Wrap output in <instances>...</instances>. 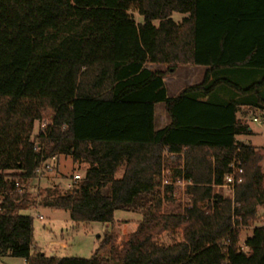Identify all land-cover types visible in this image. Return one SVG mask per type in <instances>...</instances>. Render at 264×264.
<instances>
[{
  "label": "trees",
  "instance_id": "obj_1",
  "mask_svg": "<svg viewBox=\"0 0 264 264\" xmlns=\"http://www.w3.org/2000/svg\"><path fill=\"white\" fill-rule=\"evenodd\" d=\"M173 14L186 17L177 23ZM180 67L206 68L204 79L170 98L164 79ZM247 70L260 80H231L250 79ZM157 104L170 118L159 131ZM241 108L264 111V0H0V258L264 264V224L246 251L239 247V228L264 207V150L238 141L251 132ZM53 157L54 169L60 158L88 167L65 193L56 186L40 193L42 206L78 224H112L116 211L141 215L122 247L110 234L90 259L33 247L34 220L21 211L42 177L38 168ZM232 166L243 181L226 198L217 190ZM178 181L187 184L184 205ZM178 231L179 241L158 239Z\"/></svg>",
  "mask_w": 264,
  "mask_h": 264
},
{
  "label": "rangeland",
  "instance_id": "obj_2",
  "mask_svg": "<svg viewBox=\"0 0 264 264\" xmlns=\"http://www.w3.org/2000/svg\"><path fill=\"white\" fill-rule=\"evenodd\" d=\"M129 13L138 23L143 21L142 17L139 16L135 9H131ZM185 17V15L173 14L172 19L179 23ZM162 69L165 70V68ZM247 71L246 73L251 74V77L250 79H246V81L245 79H241V77H231V75L230 78L241 86H248L260 80L261 73L250 70ZM204 72L205 70L201 68L180 67L173 76H168L166 80L169 87L171 82L175 86L185 85L186 82L195 84L201 82ZM219 91H224L231 97L235 95L226 88H220ZM238 118L243 124L248 125L251 131L249 134L240 136L238 141L264 150V111L252 108H241ZM49 122L50 118L48 117L45 123ZM41 125L36 126V132L39 129L41 130ZM57 166V169H54L52 173H48L32 182L29 189V204L27 208L21 211V215L32 217L34 220L33 247L48 257L90 259L100 247L107 234L113 235L116 245L122 247L129 236L138 230L139 224L142 221L141 215L132 212L116 211L112 224H78L71 220L69 212L42 206V196H39L40 193L54 186L58 187L60 192L65 193L68 190V186L73 184V179H71V177L81 174L78 172L80 169H86V167L75 165L70 158H60ZM261 167L264 174V161ZM166 175H168V173H166ZM186 187L187 184L179 181L174 185L175 197L180 199L183 205L185 204ZM217 191L226 198L232 197L231 192L225 187ZM262 224H264V207L259 209L258 219L251 227L239 228L240 248L246 251L244 247L245 241L252 236L254 227ZM158 239L164 243H171L174 240L179 241L181 239V234L180 231L173 236L164 233L160 235ZM103 254L105 257L108 255L107 252ZM0 264H26V262L19 258L5 257L0 258Z\"/></svg>",
  "mask_w": 264,
  "mask_h": 264
},
{
  "label": "crops",
  "instance_id": "obj_3",
  "mask_svg": "<svg viewBox=\"0 0 264 264\" xmlns=\"http://www.w3.org/2000/svg\"><path fill=\"white\" fill-rule=\"evenodd\" d=\"M162 68H165L162 69ZM185 68V67H184ZM187 68V67H186ZM188 68H201L203 70H205L206 72V68H203V67H188ZM148 70L150 71H166V67L165 66H161V65H149L147 67ZM180 69V68H179ZM178 69V70H179ZM177 70V71H178ZM205 72H204V75H205ZM204 75H203V78L201 80V82L203 81L204 79ZM173 76V75H172ZM167 77L164 79V82H165V86H166V89H167V95L168 97L170 98H174V97H177L179 94H181L186 88L188 87H192V86H195L197 84H200L201 82H197L195 84H189L188 82L185 83V85L183 86H178V85H173L172 82L170 84V87L168 86V83H167ZM188 84V85H187ZM183 87V88H181ZM226 98H222L220 97L218 100H220V102H222L223 100H225ZM170 124V118L169 116L167 115L166 111H165V106L164 104H157L156 107H155V129L156 131H159V130H162L164 129L165 127H167L168 125ZM59 164V162H58ZM82 167H88L87 164H78ZM42 180V179H41ZM35 248V247H34Z\"/></svg>",
  "mask_w": 264,
  "mask_h": 264
},
{
  "label": "built area",
  "instance_id": "obj_4",
  "mask_svg": "<svg viewBox=\"0 0 264 264\" xmlns=\"http://www.w3.org/2000/svg\"><path fill=\"white\" fill-rule=\"evenodd\" d=\"M47 124L48 123H45V122L42 123L41 130H44ZM56 163H57L56 157H53L50 161L41 163L40 167L37 170V174L39 176H44L48 173H52L54 170V167L56 166ZM232 169H233V172L227 176L225 185H224V187L227 188L231 192L232 194L231 196H233L234 187L243 181L241 177V175L243 174V170L239 169L237 166H232ZM79 179H80V175L77 174L74 176L73 182ZM72 185L73 184H70L68 186V189H70ZM16 186L18 187L19 185L17 184Z\"/></svg>",
  "mask_w": 264,
  "mask_h": 264
}]
</instances>
